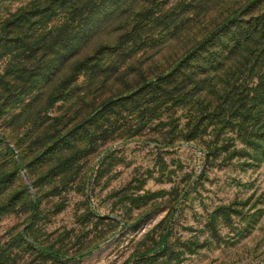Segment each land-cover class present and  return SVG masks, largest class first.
<instances>
[{
    "label": "rangeland",
    "instance_id": "rangeland-1",
    "mask_svg": "<svg viewBox=\"0 0 264 264\" xmlns=\"http://www.w3.org/2000/svg\"><path fill=\"white\" fill-rule=\"evenodd\" d=\"M0 264H264V0H0Z\"/></svg>",
    "mask_w": 264,
    "mask_h": 264
},
{
    "label": "trees",
    "instance_id": "trees-1",
    "mask_svg": "<svg viewBox=\"0 0 264 264\" xmlns=\"http://www.w3.org/2000/svg\"><path fill=\"white\" fill-rule=\"evenodd\" d=\"M49 252L52 254L58 255V253H56V252H53V251H49Z\"/></svg>",
    "mask_w": 264,
    "mask_h": 264
}]
</instances>
